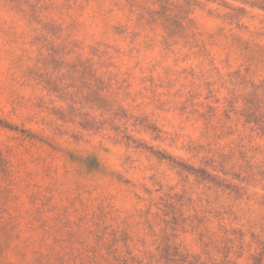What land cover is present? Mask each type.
<instances>
[{
	"label": "rangeland",
	"instance_id": "rangeland-1",
	"mask_svg": "<svg viewBox=\"0 0 264 264\" xmlns=\"http://www.w3.org/2000/svg\"><path fill=\"white\" fill-rule=\"evenodd\" d=\"M0 264H264V0H0Z\"/></svg>",
	"mask_w": 264,
	"mask_h": 264
}]
</instances>
